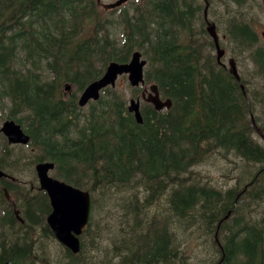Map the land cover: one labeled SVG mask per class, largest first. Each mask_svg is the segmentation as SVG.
Returning <instances> with one entry per match:
<instances>
[{"label": "trees", "instance_id": "trees-1", "mask_svg": "<svg viewBox=\"0 0 264 264\" xmlns=\"http://www.w3.org/2000/svg\"><path fill=\"white\" fill-rule=\"evenodd\" d=\"M250 1L227 0L237 10L226 40L252 64L238 69V79L213 61L206 2L133 0L106 22L99 0H0V109L31 135L28 154H14L4 142L0 168L19 179L26 162L52 161L55 177L92 194L81 251L65 248V259L57 260L35 238L38 228L54 237L48 194L12 181L0 187V264H264V120L257 114L264 107V44L240 11ZM114 21L120 37L109 32ZM89 25L93 31L85 32ZM136 49L148 62L147 84L171 107L144 104L139 124L124 93L107 87L83 112L81 91L110 61L126 63ZM69 82L74 87L66 96ZM141 89L130 91L135 97ZM214 152L258 168L250 177L239 173L226 189L201 184L191 168ZM14 156L9 166L5 157ZM105 207L113 217L105 225L109 237L97 230ZM184 234L205 246L194 262L196 245L185 256Z\"/></svg>", "mask_w": 264, "mask_h": 264}, {"label": "water", "instance_id": "water-1", "mask_svg": "<svg viewBox=\"0 0 264 264\" xmlns=\"http://www.w3.org/2000/svg\"><path fill=\"white\" fill-rule=\"evenodd\" d=\"M126 2H128V0H116L107 7L111 9L118 8ZM207 10L208 4L205 8L206 18ZM208 30L217 43L218 60L220 61L225 54V50L221 49L218 44V35L215 30V25H210ZM262 36L264 37V31L262 32ZM146 64L147 60L143 58V54L138 50L132 53L131 59L127 63H120L117 61L109 62L104 74L85 87L78 99V104L81 107H85L91 100H99L102 90L108 86L115 87L119 76L124 74L128 75L131 86H144L146 83ZM230 64V71L239 79L240 76L236 63L234 60H230ZM153 87L155 88L156 95L150 99V102L154 105L156 110H162L165 107L170 108L172 101L170 99L163 100L158 93V88L156 86ZM242 88H244V86H242ZM70 89L71 85L67 84L66 90ZM128 108L131 113H134L136 121L142 124L144 118L141 113L140 98H132ZM257 130L259 131L258 128ZM1 131L7 137L10 144H28L30 141V136L26 134L21 125L17 124L14 120H6L1 127ZM54 166L55 164L52 162H40L36 165L40 189L48 193L52 207V211L47 216V223L53 231L55 238L61 244L73 253H78L81 250L80 236L83 234L84 228L88 225L90 220L92 196L89 191L82 190L79 187L51 176L50 171ZM4 174L5 173L0 170V180ZM5 193L9 198L10 195L7 190ZM16 215L19 217V211H16ZM20 220L22 221L21 218ZM4 264L16 263L12 260H8Z\"/></svg>", "mask_w": 264, "mask_h": 264}, {"label": "rangeland", "instance_id": "rangeland-1", "mask_svg": "<svg viewBox=\"0 0 264 264\" xmlns=\"http://www.w3.org/2000/svg\"><path fill=\"white\" fill-rule=\"evenodd\" d=\"M116 0H100V20L106 21V22H112L113 20H116L119 15V11L115 10L113 12H109L112 10L111 8H108L107 6ZM133 0H129L128 3H130ZM201 4H203L204 0H198ZM212 1V7L210 11V18L212 20H220V25H219V31L220 35L222 38V35L225 34L224 31L226 29V25L228 22V18L230 14H232L235 10H237V7L229 4L227 0H211ZM260 4L258 3V0H251L250 4L248 7H242L240 8V11H245V13L251 18V22L253 26L255 27L256 31L259 34L260 38V43L264 44V37L262 36V31H264V4L262 0H259ZM127 4V3H126ZM203 12V9H202ZM91 20H93L91 18ZM202 18L200 17L199 20H197L194 24L196 28H201L202 26ZM112 24L115 26L113 29H110V33L116 32L117 37L121 36V27L118 26V23L114 21ZM92 30L93 31V26L89 25L86 27V30ZM110 37H114L112 34ZM222 46L226 49L227 51V57L225 62L228 63V59L230 57H234L237 61V67L239 70L248 67L251 68V59L247 58V60H242L240 56L234 55L233 54V46L231 43H229L226 39H223L222 41ZM209 51L214 54L216 51L214 49H210ZM248 63V65H246ZM72 84V82H69ZM151 83L146 84V86H143L141 90L145 92V95L147 97L146 102H150V99L156 95L155 88L150 85ZM117 87L121 92L124 93L126 100H127V105H129V101L133 96V93L130 91V83L128 81L127 76H120L118 82H117ZM73 89L69 91H64V94L67 96L71 94ZM140 94V92L137 93V95ZM136 95V96H137ZM135 96V97H136ZM146 102L142 99V105L146 104ZM88 110V106L83 109V112H86ZM6 111V110H4ZM0 109V129L2 127L3 122L6 119L5 118V112ZM257 114L261 117V119L264 120V107H259L257 109ZM264 125L263 121L261 123ZM4 142L7 143V141L3 138V134L0 130V153H2V149L4 146ZM13 148V153L14 154H21L25 153L28 154L31 151V147H26V146H21V145H9ZM12 159H16L15 156L12 157ZM241 160L238 159L235 155L233 154H228L227 157H224L221 153L219 152H214L210 154L205 161L201 162L198 165H195L191 168L193 171V176L195 179H197L201 184H212L218 188L226 189L229 186L236 185L237 183V178L236 176L241 173L245 172L246 177H250V173L254 174L258 168L257 165L251 164L248 167H243L242 163L240 162ZM52 175L53 172H51ZM18 176L22 181L30 182L34 181L36 182V173H35V164L34 163H26L23 164L20 168V171L18 173ZM36 192H39L41 190L36 189ZM154 207L157 206L154 204ZM96 219L102 220L103 225L97 228V230H103L104 234L109 237L110 232L109 230L105 227L106 224L111 222L113 220V217L110 215V209L108 207H105L102 209L96 216ZM39 231L35 235V238H38L36 242L37 244L40 245L42 248L45 247L47 248V251L49 252L51 258H56L58 259H65V247L61 245L54 237L49 235L47 232L43 233V230L38 228ZM101 235L104 236L103 233H100ZM184 241L188 244L187 248V253L186 254L190 255V246L193 247L195 246V251L192 252L190 262H194L196 260V255L200 254V252H205V246L202 243V240H196L194 238H190L188 234H184L183 236ZM104 241V240H103ZM102 241V242H103ZM105 244V243H104ZM199 258V257H198ZM27 264V263H24Z\"/></svg>", "mask_w": 264, "mask_h": 264}, {"label": "flooded vegetation", "instance_id": "flooded-vegetation-1", "mask_svg": "<svg viewBox=\"0 0 264 264\" xmlns=\"http://www.w3.org/2000/svg\"><path fill=\"white\" fill-rule=\"evenodd\" d=\"M222 64H220L224 69L226 68V69H228V66L225 64V63H223V61L221 62ZM142 96H144V93H143V95ZM8 181H12V182H14L15 184H13V185H17L18 183H28V182H26V181H22V180H20V182H19V180L17 179V178H15V177H12V176H9V175H6V176H3L2 178H1V180H0V186L1 187H4V185L5 184H8ZM33 181H30L29 183L31 184V186L29 187L31 190H32V193L33 192H35V190L36 189H38V187H34V184L32 183ZM39 182V181H38ZM29 184V185H30ZM15 205V204H14ZM16 207H17V205H16Z\"/></svg>", "mask_w": 264, "mask_h": 264}]
</instances>
